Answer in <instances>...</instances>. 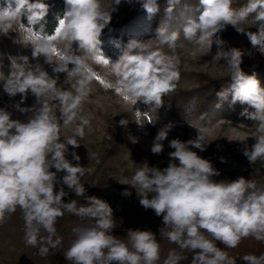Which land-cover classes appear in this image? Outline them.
I'll list each match as a JSON object with an SVG mask.
<instances>
[{
	"label": "clouds",
	"instance_id": "clouds-1",
	"mask_svg": "<svg viewBox=\"0 0 264 264\" xmlns=\"http://www.w3.org/2000/svg\"><path fill=\"white\" fill-rule=\"evenodd\" d=\"M135 2L149 18L159 11L158 0ZM178 2L168 0L165 11L169 17ZM65 3L66 10L58 19L54 34L42 37V21L49 11L43 0H6L5 6L0 8V32L7 33L21 22L22 17L27 18L31 26L29 31L40 25L35 35L23 34L21 43L25 47L31 45L32 59L45 57V63L53 72L50 75L41 64L30 63L28 56H19L9 57L10 72L6 78L0 73L4 92L9 97L21 96L16 109L30 113L21 121L12 119L10 112L0 108V222L4 221L6 213H14L20 208L26 244L33 247L38 243L47 245L39 248L41 255H47L50 249L62 243L55 224L69 212L95 221L90 226L72 229L75 239L64 254L72 264H157L160 245L156 235L150 230L129 229L127 242L112 235L115 228L113 209L106 201L85 195L81 178L88 168L80 166L79 155L74 150L70 153L76 164L67 159L69 146L73 149L80 146L75 137L83 138L84 125L89 123L79 115L94 76L87 61L97 60L100 56L102 31L117 9L112 6L105 10L101 0H65ZM120 3L121 0H114L113 5ZM252 14L251 23L258 25L256 31H245L240 25ZM229 25L238 33L246 34L252 47L264 55V0H248L239 9L232 7V0H199L195 9L186 7L176 29L169 30L166 24L161 25L156 30L155 41L159 45L166 44L175 52L182 34L184 40L195 46L190 52L195 57L199 53H209L216 34ZM57 43L64 45L65 52L53 64ZM74 43L78 46L76 49H73ZM154 43L153 40H130L118 60L110 62L105 58L108 61L105 66L116 77L109 86L114 87L126 103L134 106L140 101L157 112L163 106V97L176 87L180 59L174 54H164ZM215 43L219 46L223 41L216 38ZM179 46L184 47L183 44ZM77 52L82 54L77 55ZM242 56V51L237 48H218L213 57L215 61H225L231 79L227 87L216 93L218 100L214 107L219 110L225 103L231 106L237 102L248 106L240 116L254 122L255 131L251 137L255 143L250 147L245 144L243 155L254 164L258 160L264 162V86L255 73L249 75L243 71ZM61 73L66 74V82H71V90L57 86ZM29 91L36 103L32 107H21ZM53 101L59 105V116L52 110ZM136 113L139 115L141 111L136 110ZM77 120L80 123L75 127L74 135L61 139L62 124L67 126ZM127 123L125 119L119 121L121 126ZM173 127L174 124L169 122L158 130L151 147L153 154L163 152L162 141L167 139ZM208 143L200 131L194 139H172L169 146L174 151L169 153L168 166L161 170L144 163L137 168L129 185L136 191L138 187L141 206L162 217V224L170 229L164 233L168 240L195 253L192 264H236L215 241L227 248L238 247L241 240L249 236L264 241V187H258L243 176L231 181L213 180L212 177L220 173L209 160L192 150L196 148L203 152ZM221 162H224L223 158ZM61 172L64 175L59 177ZM57 184L66 185L76 197H83L86 202L79 207L75 199L65 203L63 197L68 193L63 186L56 191ZM122 195L130 196L131 193L125 190ZM41 229L48 233L47 237H40ZM180 259L181 256L170 252L164 264H178ZM241 259L245 264H264V253L259 256L245 254Z\"/></svg>",
	"mask_w": 264,
	"mask_h": 264
},
{
	"label": "rangeland",
	"instance_id": "rangeland-1",
	"mask_svg": "<svg viewBox=\"0 0 264 264\" xmlns=\"http://www.w3.org/2000/svg\"><path fill=\"white\" fill-rule=\"evenodd\" d=\"M113 3L114 0H101L102 7L105 10H110L112 6L117 9L112 12L111 22L102 31L100 37L102 42L100 45V55L109 59L110 62L118 60L121 53L110 51V47L106 45V42L110 45H114V43L111 40L107 41V39H103L106 36L104 34L107 33L108 36L110 27L119 26L130 16L135 17L136 11L141 9L140 4L136 3L135 0H132L131 3L127 2V0H121L119 5H113ZM247 3L248 0H232V7L239 9ZM159 9L162 12L163 8L159 7ZM253 17L254 14L250 15L248 21L240 25V27L245 31L255 32L258 25L251 23ZM138 28L136 30H139ZM25 33L33 35L29 29L23 28L20 24L14 25L7 33L0 32V73H3L5 78L9 74V57L28 56L30 63L41 64L44 70L53 75L51 66L45 63V57L40 56L37 59H32L31 45L25 47L21 43L23 34ZM156 36L157 33H145L142 36H135L133 38L145 42L153 40L155 42L154 46L159 47L164 54H174L180 59L179 79L176 81V87L163 97V106L157 109V112L152 111L150 107L140 101L134 106L126 103L115 91L114 87H109L110 84L114 83L116 77L109 73L108 68L103 63L97 62V60L89 59L87 61L94 76L90 83L88 97L83 102L79 114L89 121L87 125H84V136L80 138L79 142L82 147L81 159L82 162L89 165V171L93 172L96 164L101 159H104L105 155H108L106 163H103L100 167L94 177L93 183H95L96 179L100 178L98 183H101L100 187L105 197L108 198L111 208H128L130 204L139 206L140 197L137 194L139 189L137 187L136 191L134 187L129 185L137 168L144 163H147L150 167H158L161 170L167 167L171 161L169 153L174 151L169 146V142L176 138L182 141L194 139L197 137L198 131L206 136V140L209 142L206 145V150L210 149L212 151V157L209 161L220 173L219 176L212 177L213 180L217 182L221 180L231 181L241 176L248 179V175L246 174L251 171L253 176H256L260 174V167L264 165V162L259 160L251 164L243 155L245 144L250 147L255 143V140L251 137L255 131L253 121L240 116V113L229 116L220 115L219 113L214 115L211 108L199 113L197 111L191 113L188 109L189 105L201 106V102L207 100L213 94L203 93L202 87L210 85L213 80L229 78L230 70L225 61L213 60L218 48H223V50L237 48L241 50L243 53L241 68L243 71L263 62L264 55H261L257 49L252 47L246 34L238 33L230 25L225 30L216 34L209 53H199L195 57L190 55L195 46L184 40L182 34L180 40L177 42L178 46L175 52L169 49L166 44L159 45V42L155 41ZM216 38L222 40L223 44L218 46L215 43ZM180 44H183L184 47H180ZM77 47L74 43L73 49ZM55 48L56 53L59 55L65 52L62 43H57ZM76 54L81 55L82 53L77 52ZM59 55L53 54V64H55ZM59 75L60 79L57 86L61 89L71 90V82L65 81L66 74L61 73ZM97 77H99V80ZM230 82V80H220V83L224 84L222 86L225 87ZM209 88L213 90L214 85H210ZM189 97L191 102L188 101ZM20 101V94H17L15 97H9L3 90V81H0V108L10 112L12 119L24 121L30 113H21L16 109L15 105ZM35 103L36 98L29 91L27 99L20 106L32 107ZM51 107L59 116V105L53 101L51 102ZM136 110L141 111V113L137 115ZM206 115H208L209 119L205 117ZM121 119L127 120L126 126L119 124ZM150 121H155V123H149ZM169 122H172L174 127L169 132L167 139L162 141L164 145L163 152L161 154H153L151 147L154 138L158 130ZM79 123L80 121L77 120L70 125L63 126L61 122V139L72 137L74 129ZM237 133H239V136H237ZM228 138L244 142L229 141ZM112 140L117 141V147L115 150L111 149V152L107 154ZM192 150L197 152L198 155L206 152V150L201 152L196 148H192ZM71 152L72 147L69 146L67 159H69ZM222 158L224 162H221ZM175 163L179 164L178 161H175ZM105 167H107V172L104 171L106 174L103 173ZM52 170L55 171V169ZM63 175V172L58 173L59 177ZM250 180L254 181L258 187H261L260 176L251 177ZM60 186L61 184L56 185L57 188ZM125 190L129 191L131 195H122ZM0 245L5 248L8 247L7 250H13L12 246H7L6 240L5 242L0 240ZM8 253L6 250L0 249V264H30L27 260L15 262Z\"/></svg>",
	"mask_w": 264,
	"mask_h": 264
},
{
	"label": "trees",
	"instance_id": "trees-1",
	"mask_svg": "<svg viewBox=\"0 0 264 264\" xmlns=\"http://www.w3.org/2000/svg\"><path fill=\"white\" fill-rule=\"evenodd\" d=\"M35 2V0H32ZM49 6V11L47 16L45 17L42 24L44 26L43 32L41 33V37L43 35H53L56 27L58 26V19L63 17L65 12L66 3L65 0H43ZM6 0H0V7L3 8L5 6ZM162 12L159 11L149 18L148 14L141 8L138 12L134 14V16H130L120 24L119 26L110 27V30L104 34L103 39L111 40L114 45H110L106 42V45L110 47V51L114 53H122V50L127 46L130 40H133L135 36H142L145 33H157V29L166 24L169 27V30H174L179 27L182 22V13L185 12L186 7H191L195 9L199 5V0H179L177 4L174 5L173 12L169 17L166 14L165 9L168 7V0H158V5H160ZM202 11V9H201ZM195 15H199V12H195ZM144 17V19H143ZM144 20V21H143ZM23 28L31 29V26L28 25L27 18L22 17L21 22L19 23ZM140 26V27H139ZM139 27V28H138ZM139 30H136V29ZM40 25L34 26V29L31 30L33 35L37 31H39ZM133 38V39H132ZM245 73L251 75L253 73L256 74L257 78L261 81V85L264 86V61L257 64L253 68H249L244 70ZM220 80H230V77L220 78L213 80L210 85H214V89L211 90L209 88L210 85L202 87L203 93H213L208 97L207 100H204L202 105H189L191 108L188 109L191 113L197 111L198 113L201 111H207L208 108H211L212 114L219 113L220 115H234L235 113H240L244 108L248 107L247 105H242L237 102L235 105H229L225 103L223 107L217 110L214 105L217 103L216 93L220 91L224 84L220 83ZM229 84V83H228ZM226 85V84H225ZM188 101L191 102L190 97ZM252 111V109H249ZM209 119L208 115L205 116ZM78 142H80V137H75ZM119 139V137H118ZM116 139L117 141H119ZM112 140L111 146L108 150L109 154L112 150H115L117 147V141ZM77 155H79L80 160L79 164L82 167H87L88 172L81 178V183L84 184L86 188V196H96L107 203H109L108 198L105 197L103 191L100 187L101 183L100 178L96 179L95 183L94 177L99 171L100 167L103 163H106V158L108 155H105L104 159H101L99 163L96 164L93 172L89 171V165L85 162H82L81 153L82 147L81 144L78 148L73 149ZM204 159L210 160L212 157V151L210 149L206 150V152L200 154ZM69 160L76 164L77 162L72 159L70 154ZM107 172V167L104 168L103 173ZM250 171V170H249ZM106 174V173H104ZM248 175V179L251 177L260 176V186L264 187V165L260 167V174L253 176L251 171L246 174ZM247 178V177H244ZM64 187L65 192L68 193L67 196L63 197L65 203L70 202L75 199L77 201V206L79 207L81 204H84L86 201L83 197H76L75 193L67 188L66 185H61ZM60 186V187H61ZM59 187V188H60ZM59 188H55L56 191ZM113 209V219L115 228L112 231V235L117 236L118 238L127 242V231L129 229L135 230H150L156 235L157 242L160 245V259L157 261V264H164L170 252H175L177 255L181 256L182 259L179 260L178 264H192L193 257L195 253L188 249H182L179 245L172 243L168 240L167 236L164 234L170 229L166 228L165 225L162 224V217H158L155 215L154 211L151 209H145L143 206L139 204V206L129 205L128 208H112ZM24 219L23 212L20 208H17L14 213L5 214V219L3 222H0V240L2 242H7V246L9 245L13 247V250H7L8 247H2L0 245L1 250H6L9 252L11 259L15 262H20L23 260H27L30 264H72L71 261H67L64 257L65 252L70 247L71 242L75 239V235L73 234L72 229L77 226H90L95 223L94 220L90 218H81L72 213L65 212V214L57 219L55 224L56 232L59 237L62 238V243L58 245L55 249H50L47 255H41L39 253V248L41 245L37 244V246L33 247L25 242V228H24ZM203 231V230H202ZM206 236L208 234L204 233ZM48 233L43 229L40 231V237H47ZM211 239L210 236H208ZM55 239V237H53ZM39 240V237H38ZM216 246L221 250L225 251L230 258L235 259L236 264H245V262L241 259L245 254H255L259 256L264 253V241H257L254 237L249 236L241 240L240 244L236 248H227L219 241H215Z\"/></svg>",
	"mask_w": 264,
	"mask_h": 264
},
{
	"label": "snow or ice",
	"instance_id": "snow-or-ice-1",
	"mask_svg": "<svg viewBox=\"0 0 264 264\" xmlns=\"http://www.w3.org/2000/svg\"><path fill=\"white\" fill-rule=\"evenodd\" d=\"M37 38H39V37H37ZM53 51H54V54L59 55L58 53H56V50H53ZM97 62H99V63H103L104 65H106V64L108 63V61H107L102 55H100V56L98 57ZM97 79L99 80V77H97ZM101 83H103V81H101ZM109 87H110V86H109Z\"/></svg>",
	"mask_w": 264,
	"mask_h": 264
}]
</instances>
